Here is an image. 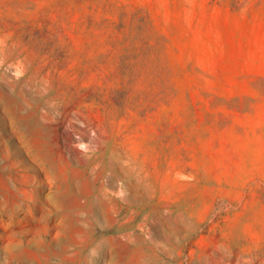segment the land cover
<instances>
[{
	"label": "rangeland",
	"instance_id": "1",
	"mask_svg": "<svg viewBox=\"0 0 264 264\" xmlns=\"http://www.w3.org/2000/svg\"><path fill=\"white\" fill-rule=\"evenodd\" d=\"M0 73V264H264V0H0Z\"/></svg>",
	"mask_w": 264,
	"mask_h": 264
},
{
	"label": "bare ground",
	"instance_id": "2",
	"mask_svg": "<svg viewBox=\"0 0 264 264\" xmlns=\"http://www.w3.org/2000/svg\"><path fill=\"white\" fill-rule=\"evenodd\" d=\"M16 56V55H15ZM2 64V63H1ZM21 65V64H20ZM19 68H21V67H19ZM22 71V70H21ZM1 74V73H0ZM0 78H1V76H0ZM7 80V79H6ZM0 81H1V79H0ZM9 86V85H8Z\"/></svg>",
	"mask_w": 264,
	"mask_h": 264
}]
</instances>
